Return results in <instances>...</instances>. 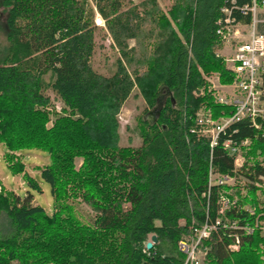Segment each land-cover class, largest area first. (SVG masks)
I'll return each mask as SVG.
<instances>
[{
    "label": "trees",
    "instance_id": "16d2710c",
    "mask_svg": "<svg viewBox=\"0 0 264 264\" xmlns=\"http://www.w3.org/2000/svg\"><path fill=\"white\" fill-rule=\"evenodd\" d=\"M131 1L0 0L6 14L0 49L4 164L11 176L39 190L13 153L46 152L38 178L48 185L52 206L48 214L31 203V194L18 196L0 184V222H6L0 264H182L177 243L219 217L217 202L227 187H208L207 170L210 165L214 173L231 174L225 139L249 141L236 174L249 183L246 194L236 192V209L203 240V264H264L258 232L224 227L231 220L253 222L246 204L256 215L257 188L250 183L264 184V165L246 159L256 151L264 157V121L259 130L245 120L230 125L211 149L207 137L189 132L200 108H209L214 119L230 113L213 102L205 81L213 74L220 84L232 78L216 55L222 44L215 22L228 0H171L165 12L156 0ZM93 9L105 32L94 25ZM98 33L101 40L107 34L117 53L109 74L93 69ZM163 87L171 99L151 123L143 117ZM130 98L146 106L134 118L139 144L120 146L117 114ZM75 159L81 160L77 168ZM76 200L92 212L90 222L76 215ZM152 235L156 242L145 250ZM235 235L237 249L230 251Z\"/></svg>",
    "mask_w": 264,
    "mask_h": 264
},
{
    "label": "built area",
    "instance_id": "2783aa9c",
    "mask_svg": "<svg viewBox=\"0 0 264 264\" xmlns=\"http://www.w3.org/2000/svg\"><path fill=\"white\" fill-rule=\"evenodd\" d=\"M226 3V2H225ZM221 17L215 22V35L221 43L233 44L230 57L223 59L225 69L232 78L228 84L220 85L216 76L215 82L206 79L207 90L212 92L213 102L230 110L228 115H220L214 119L209 108L199 109L193 118V127L190 133L202 135L209 139V149L216 146L218 137L230 125L247 121L254 129H261L264 121V0H228L220 9ZM247 19L242 23L236 19ZM99 24L98 20H95ZM217 55V54H216ZM218 56V55H217ZM201 94V92H199ZM215 94V95H214ZM249 146L247 139L232 141L225 139L221 143L222 149L233 160L231 174H218L207 170V186H224L230 188L235 183L237 171L244 164L245 151ZM264 165V157L258 159ZM260 181L261 177L258 178ZM249 183V182H248ZM259 190L264 191V184L250 183ZM237 199L228 192L219 196L218 218L213 223L205 222L199 228L191 229L189 237L177 243V249L184 255L182 264H203L206 247L203 240L207 239L211 231H215L220 223V217L225 212L236 209ZM243 210L254 218L251 224H238L236 220L226 222L225 228L240 231L244 235H251L253 230L259 228L264 231L261 222L255 217L254 209ZM264 238V234L262 235ZM234 244L228 250L236 251L237 236H233ZM264 257V241L261 246Z\"/></svg>",
    "mask_w": 264,
    "mask_h": 264
},
{
    "label": "rangeland",
    "instance_id": "374dc122",
    "mask_svg": "<svg viewBox=\"0 0 264 264\" xmlns=\"http://www.w3.org/2000/svg\"><path fill=\"white\" fill-rule=\"evenodd\" d=\"M131 2L132 4H135L137 3V0H132ZM156 2L159 8L163 12H165L171 4V0H156ZM93 11H94V19H93L94 25L97 28L102 29L105 32L103 21L96 14L94 9ZM5 17H6L5 11L0 7V49L6 45L5 37H4L5 32H6ZM95 20H98L99 24H96ZM95 41L97 45H101V48L99 49L96 48L94 51L93 59H92L93 69H95L99 73L109 74L113 69L114 59L116 58L117 53L115 52V49L110 48V46L112 45V42L106 33H105L104 40H101V33H98L95 38ZM221 44H222V48L225 47V49H227L228 47V49L231 51L232 49L231 46H233V44H229V43H221ZM129 45L131 46L133 45L132 40L129 41ZM222 52H219L220 54L218 53V51L216 52L218 57L222 55ZM230 55H231V52L228 54V51H227L226 54H223L221 56V58L225 59V58H228ZM49 77H50V74L48 73L47 75L43 76L42 79L44 82H47L49 81ZM215 78H216V75L213 74L209 77H205V81L206 79H210L213 81L214 84H216ZM218 83H219V80H218ZM220 85H224V84H220ZM47 93L50 94L49 92ZM50 99H53L52 95H50ZM51 102H52V108H53L52 111L58 114L59 113V103L54 100H52ZM144 107L146 106L144 103L141 102V100L139 101V100L131 99V98L128 99L126 103L121 107L120 111L117 114L120 146H124V145L136 146L139 144V134H138L139 132H138L137 124H136V119L134 118L141 117V113ZM201 109L203 108H200V110ZM47 111H49V113L52 112L50 109H48ZM52 118L53 117L50 115L49 117L50 120L48 121L46 127L51 125ZM143 119L151 121L148 115H145ZM4 153H5V149L0 144V184H1V187L6 192H12L18 196H24L27 193L31 194L32 195L31 203L33 205H38L39 207L43 208L48 214H50L52 206H51V198L49 194V187L47 184L40 181L38 178L39 169L48 163L47 153L43 151H39V150H23V151L13 153L14 156L16 157L18 156L20 158V161L22 162L23 167H24L23 168L24 173L28 175V177L35 179V181H37L39 190H36V189H33L27 186V184L23 181V178L21 175H16V176L10 175V173L7 171L6 166L4 164V160H3ZM261 157L262 156L259 154V152L256 151L252 158H249L246 160L249 161L253 159L255 161L256 160L258 161V159ZM80 163H81L80 159H75L74 160L75 168H77L80 165ZM247 184H248V181L246 179L237 175L235 177V183L233 184V186L230 188H227L224 191L230 193L231 195L235 197L237 196V194L239 196H242L246 194L245 185ZM254 195H255L256 208H257L255 217H257V219L261 222V226L264 227V191H262L261 187H259V190L256 191ZM72 204H73L76 215H78L81 218V220H83V222H90L91 217H92V212L89 210V208L78 200L74 201ZM244 207L246 209H255V207L251 206L250 204H246ZM259 228H260V225H259ZM259 228L253 230L252 233H254L255 231L258 232V234L264 241V238L262 236L264 234V231L260 230ZM5 229H6V222L3 218H1L0 231L4 232ZM261 246H260V252H261ZM263 258L264 257H262V254H261V259Z\"/></svg>",
    "mask_w": 264,
    "mask_h": 264
},
{
    "label": "water",
    "instance_id": "95a60500",
    "mask_svg": "<svg viewBox=\"0 0 264 264\" xmlns=\"http://www.w3.org/2000/svg\"><path fill=\"white\" fill-rule=\"evenodd\" d=\"M166 98L171 99V95L168 92V90L163 87V88L159 89L158 95L155 98L154 107L152 108L151 111H149L147 113L148 117H150L151 123H153L155 121V119L157 118V116L159 115L160 110H161ZM155 242H156L155 236H153V235L150 236L148 241L144 245L145 250L151 249L152 245L155 244Z\"/></svg>",
    "mask_w": 264,
    "mask_h": 264
},
{
    "label": "crops",
    "instance_id": "0c3cea01",
    "mask_svg": "<svg viewBox=\"0 0 264 264\" xmlns=\"http://www.w3.org/2000/svg\"><path fill=\"white\" fill-rule=\"evenodd\" d=\"M231 48H232V46H231ZM222 51H223V52H222ZM227 51H228V54H229L230 52L232 53L233 49H231V51H230V50L228 49V47H227V49H225V47H224V48H222L221 50H219L218 53H219V52H222V55H223V54H226ZM219 54H220V53H219ZM222 55H221V56H222ZM221 56H220V57H221ZM229 57H230V56H229Z\"/></svg>",
    "mask_w": 264,
    "mask_h": 264
}]
</instances>
